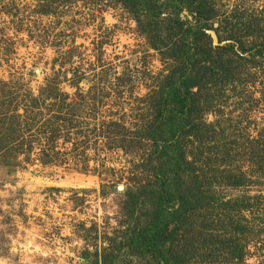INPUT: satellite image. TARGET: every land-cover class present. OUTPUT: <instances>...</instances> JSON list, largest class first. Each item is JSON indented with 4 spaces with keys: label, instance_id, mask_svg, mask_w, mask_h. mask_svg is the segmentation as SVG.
I'll return each instance as SVG.
<instances>
[{
    "label": "rangeland",
    "instance_id": "1",
    "mask_svg": "<svg viewBox=\"0 0 264 264\" xmlns=\"http://www.w3.org/2000/svg\"><path fill=\"white\" fill-rule=\"evenodd\" d=\"M206 3L217 45L233 46L231 73L197 91L210 128L186 138L185 158L201 205L161 246L177 264H264V0ZM165 28L152 32L157 49L116 0H0V264L109 253V264H157L120 243L138 214L127 217V191L151 180L144 134L182 42Z\"/></svg>",
    "mask_w": 264,
    "mask_h": 264
},
{
    "label": "trees",
    "instance_id": "2",
    "mask_svg": "<svg viewBox=\"0 0 264 264\" xmlns=\"http://www.w3.org/2000/svg\"><path fill=\"white\" fill-rule=\"evenodd\" d=\"M116 1L141 27L151 47L155 48L156 42L160 41L152 33L157 23L166 24L167 37H176L177 33L182 38V42L170 50L177 65L158 88L152 118L144 134V139L152 146L146 161L151 180L134 192L127 191L130 199L126 207V211L129 209L127 217L131 218L136 210L138 214L128 229L124 244L120 243L125 247L127 256H148L157 264H177L176 259L161 245L172 242L184 216L200 209L201 205L202 184L194 170V162L185 158L186 138L200 136L210 128V124L200 119L202 107L197 91L200 92L212 76L231 73L230 61L224 60V53L233 46H213L209 41L208 44L202 42L204 38H209L205 31L216 34L219 28V24L213 28L209 22L210 6L206 0H164L163 4H158L159 0ZM162 8H169L172 18L158 20ZM181 11H186L192 22H181L178 18ZM142 21L145 22L143 25ZM160 42L161 48L164 47L162 40ZM260 47L261 51L264 50V43ZM236 48L240 52L250 51L241 44ZM260 53L258 49L251 56ZM114 259L115 255L105 254L100 257V263L109 264Z\"/></svg>",
    "mask_w": 264,
    "mask_h": 264
},
{
    "label": "water",
    "instance_id": "3",
    "mask_svg": "<svg viewBox=\"0 0 264 264\" xmlns=\"http://www.w3.org/2000/svg\"><path fill=\"white\" fill-rule=\"evenodd\" d=\"M212 27L215 28L216 25L213 24ZM207 32H208V34H209V36H210V39H211L212 45H213V46L217 45V42H216V36H215L214 32H212V31H207Z\"/></svg>",
    "mask_w": 264,
    "mask_h": 264
}]
</instances>
